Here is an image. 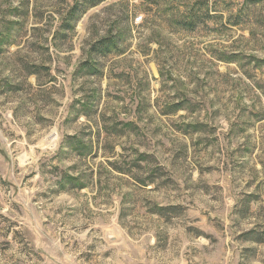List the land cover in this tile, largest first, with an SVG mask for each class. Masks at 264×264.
I'll return each mask as SVG.
<instances>
[{
    "label": "rangeland",
    "instance_id": "1",
    "mask_svg": "<svg viewBox=\"0 0 264 264\" xmlns=\"http://www.w3.org/2000/svg\"><path fill=\"white\" fill-rule=\"evenodd\" d=\"M0 264H264V0H0Z\"/></svg>",
    "mask_w": 264,
    "mask_h": 264
},
{
    "label": "built area",
    "instance_id": "2",
    "mask_svg": "<svg viewBox=\"0 0 264 264\" xmlns=\"http://www.w3.org/2000/svg\"><path fill=\"white\" fill-rule=\"evenodd\" d=\"M139 21H140V19L137 20V22H139Z\"/></svg>",
    "mask_w": 264,
    "mask_h": 264
},
{
    "label": "trees",
    "instance_id": "3",
    "mask_svg": "<svg viewBox=\"0 0 264 264\" xmlns=\"http://www.w3.org/2000/svg\"><path fill=\"white\" fill-rule=\"evenodd\" d=\"M100 1H102V0H100Z\"/></svg>",
    "mask_w": 264,
    "mask_h": 264
}]
</instances>
